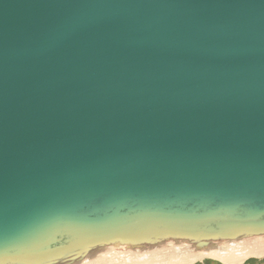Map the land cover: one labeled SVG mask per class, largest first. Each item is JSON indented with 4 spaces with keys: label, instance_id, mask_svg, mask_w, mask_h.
<instances>
[{
    "label": "water",
    "instance_id": "obj_1",
    "mask_svg": "<svg viewBox=\"0 0 264 264\" xmlns=\"http://www.w3.org/2000/svg\"><path fill=\"white\" fill-rule=\"evenodd\" d=\"M0 207V264L264 243V0H0Z\"/></svg>",
    "mask_w": 264,
    "mask_h": 264
},
{
    "label": "bare ground",
    "instance_id": "obj_2",
    "mask_svg": "<svg viewBox=\"0 0 264 264\" xmlns=\"http://www.w3.org/2000/svg\"><path fill=\"white\" fill-rule=\"evenodd\" d=\"M258 257L261 258L264 256V243H259L253 247L248 252H237V253H229L222 256H215L214 259L220 261L223 264H242L249 257ZM204 257L200 256H171L165 259H161L158 261H141L136 257L127 258L125 256L124 259H108L106 261H102L98 264H193L196 261L202 259Z\"/></svg>",
    "mask_w": 264,
    "mask_h": 264
},
{
    "label": "rangeland",
    "instance_id": "obj_3",
    "mask_svg": "<svg viewBox=\"0 0 264 264\" xmlns=\"http://www.w3.org/2000/svg\"><path fill=\"white\" fill-rule=\"evenodd\" d=\"M210 260H207L206 262H209ZM264 260H261V261H259V260H251L250 262H249V264H264V262H263ZM206 262L204 263V264H206ZM211 262H215V261H211ZM263 262V263H262Z\"/></svg>",
    "mask_w": 264,
    "mask_h": 264
},
{
    "label": "trees",
    "instance_id": "obj_4",
    "mask_svg": "<svg viewBox=\"0 0 264 264\" xmlns=\"http://www.w3.org/2000/svg\"><path fill=\"white\" fill-rule=\"evenodd\" d=\"M263 262H264V261H263ZM263 262H262V263H263ZM206 264H220V263L209 261V262H206Z\"/></svg>",
    "mask_w": 264,
    "mask_h": 264
},
{
    "label": "snow or ice",
    "instance_id": "obj_5",
    "mask_svg": "<svg viewBox=\"0 0 264 264\" xmlns=\"http://www.w3.org/2000/svg\"><path fill=\"white\" fill-rule=\"evenodd\" d=\"M2 212H3V209L2 207H0V219H2Z\"/></svg>",
    "mask_w": 264,
    "mask_h": 264
},
{
    "label": "crops",
    "instance_id": "obj_6",
    "mask_svg": "<svg viewBox=\"0 0 264 264\" xmlns=\"http://www.w3.org/2000/svg\"><path fill=\"white\" fill-rule=\"evenodd\" d=\"M250 262V261H249ZM249 262L247 264H249Z\"/></svg>",
    "mask_w": 264,
    "mask_h": 264
}]
</instances>
